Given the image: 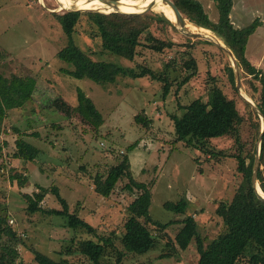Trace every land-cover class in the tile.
Segmentation results:
<instances>
[{
	"label": "rangeland",
	"instance_id": "1",
	"mask_svg": "<svg viewBox=\"0 0 264 264\" xmlns=\"http://www.w3.org/2000/svg\"><path fill=\"white\" fill-rule=\"evenodd\" d=\"M199 1L204 5L207 15L217 22L219 13L215 0ZM67 11L60 0H0V52L7 57L0 69L7 76L25 75L32 70L31 73L40 79L35 100L23 109L12 110L7 119L0 123V213L7 216L20 239L16 246L19 255L16 264H39L34 249L57 260L61 253L62 258L68 260L67 264H92L87 260H79L76 254L67 253L76 247L73 238L80 237L83 232L76 233L66 227L65 218L46 212L62 208L53 192H49L41 202L44 211L35 214L28 212L25 195H33L38 191V186L49 188L50 191L54 186L58 187L61 196L68 201L71 213L94 226L100 236L114 240V248L107 249L101 264H198L195 241L186 250L177 246V250L168 248L174 246L180 224H174L166 231L151 224L157 246L143 254L128 252L120 238L129 217L127 208L139 192L136 189L131 192L127 188L130 180L124 178L117 183L110 197L105 198L95 191L94 179L97 174L106 175L122 156L128 154L134 178L152 185V204L149 207L152 218L162 223L183 219L184 216L164 209V204L186 199L189 201L186 215L194 217L206 245L209 244L225 231L223 219L217 214L216 208L221 201L234 196L242 181L241 176H237V161L230 157L238 154L239 149L230 137L209 142L212 151L224 152L218 157L188 147L184 142L175 143L171 117L173 114L181 115L183 110L180 106L195 99L208 101L209 90L216 84L228 98L235 100L238 112L244 115L245 121L240 130L244 151L248 154L255 146L257 150L260 136L253 123L259 122V116L261 133L263 119L241 97L234 61L238 64L241 92L250 97L254 106L258 107L259 101L264 98V83L242 69L233 50L232 54H228L214 41L188 33L181 28L183 26L170 19L171 25L164 26V29L163 25L156 24L157 21L151 29L158 38L177 45L163 53L142 47L135 60L129 61L103 51L101 41L91 38L86 17L81 18L74 39L93 59L115 62L133 68L138 73L146 67L161 73L166 62L176 59V56L178 61H185L186 56L182 58L181 53L190 50L197 60L198 72L181 88L178 83H173L166 98L163 97L165 84L153 80L149 75L136 79L122 77L117 83L108 86L89 79L77 80L62 72V69L72 67L58 57L59 51L67 46L68 37L55 15ZM102 13L123 12L109 10ZM138 13L163 15L151 7ZM229 15L237 28L247 27L255 20L260 22L249 37L246 57L264 75V0H233ZM180 16L190 21L182 13ZM207 30L220 40L221 45L230 49L213 31ZM189 41L194 43L192 49L187 45ZM183 64L177 65L180 71ZM228 67L234 71L235 82L231 80ZM191 73L192 70H188L177 74L181 80ZM251 83L257 90L253 89ZM79 87L94 101L104 117V124L97 136L85 133V128L77 119L62 116L44 106L47 98L58 95L76 106ZM144 112L152 119L148 128L135 121V117ZM15 128L20 129L21 133ZM19 138L41 150L35 161L13 158ZM134 143L137 146L128 150ZM15 174L25 175L28 184L22 188L17 181H11L10 176ZM118 251L123 253L120 262ZM166 253L171 256H162ZM238 264H250V257L241 258Z\"/></svg>",
	"mask_w": 264,
	"mask_h": 264
},
{
	"label": "trees",
	"instance_id": "2",
	"mask_svg": "<svg viewBox=\"0 0 264 264\" xmlns=\"http://www.w3.org/2000/svg\"><path fill=\"white\" fill-rule=\"evenodd\" d=\"M172 1L190 21L200 27L210 29L220 37L236 54L242 69L253 78L264 83L262 71L252 65L246 57L249 37L260 25L259 21L255 20L251 25L244 28L235 27L229 15L233 8V0H215L219 13L217 22L207 15L204 5L199 0ZM140 11L131 12L137 14H123L68 10L63 14H56L55 17H57L68 37V44L59 51L58 57L72 67V69H62V72L77 80L89 79L104 86L115 84L122 77L136 79L149 75L153 80L165 84L164 98L170 93L173 83H178L180 88L188 84L198 72L197 60L190 50L181 53L182 58L186 56L185 61L179 60V62L176 56V59L166 62L161 73L148 67L138 73L133 68L123 67L115 62L93 59L90 53L84 51L75 42L74 35L79 22L82 17H86L91 29L89 32L91 38L100 40L103 51L108 54L134 61L141 53L140 48L142 47L155 53H163L166 49H173L177 44L158 38L151 29L156 21L158 22L157 25H163V29L164 26L171 25L169 18L158 13H138ZM187 45L192 49L194 43L189 41ZM5 59L7 57L0 52V68L5 63ZM182 62L184 64L181 65L180 71L177 65ZM228 69L232 82H235L232 67H228ZM188 70H192V73L183 76L180 80L181 77L177 73L183 74ZM31 71L25 75L12 74L7 76L0 69V123L7 119L12 110L23 109L28 103L35 100V95L39 91L40 79ZM251 84L253 89L257 90L256 86ZM77 97L78 104L76 106H73L62 95L53 96L52 99L47 98V103L44 106L55 110L62 116L77 119L85 128V133L99 135L105 121L102 113L80 87L77 90ZM258 107L264 114V98L259 101ZM180 109L183 110L181 115L173 114L171 117L175 128V143L184 142L188 147L215 157L223 155L224 152L212 151L209 142L213 139L230 137L238 146L239 153L230 155V157H234L237 161V176H241L242 181L234 196L229 200L221 201L216 208L217 214L223 219L225 231L206 245L197 221L193 216L186 215L189 206V201L186 199H181L178 202L168 201L164 204V209L184 216L183 219L163 223L154 220L149 209L152 204V185L139 182L134 178L131 160L128 154H125L117 164L109 169L106 175L97 174L94 179L95 191L105 198L110 197L117 183L124 178L130 180L127 188L131 192H134L135 189L139 192L127 208L129 217L125 223V232L120 238L121 244L128 252L146 253L155 248L158 242L150 229L151 224L163 231L174 224H180L181 228L175 236L174 246L168 247V243L167 247L175 250L179 247V249L186 250L195 241L199 254L198 264H238L240 259L245 257H250V264H264V200L258 195L253 183L256 146L252 152L245 154L242 143L240 128L245 121L244 115L242 116L238 112L235 100L228 98L216 84L209 90L208 101L195 99L187 105L180 106ZM145 114L144 112L137 115L135 121L142 127L148 128L152 119ZM257 117L259 122L254 121L253 126L259 135L261 122L259 116ZM15 130L21 133L20 129L15 128ZM136 146L134 143L128 147V150H132ZM16 147L17 150L12 155L14 159L32 162L41 154L40 149L23 138L16 141ZM1 149L2 146L0 145ZM200 172L203 171L200 170ZM257 175L260 188L264 192V135ZM10 178L13 182L17 181L19 187L22 188L28 184L25 175L15 174ZM49 192L56 195L62 208L59 210L49 209L46 212L65 218L66 227L75 230L76 233L83 232L79 235L80 237L76 235L77 238H73L76 247L67 253L76 254L81 261L87 260L92 264H101L107 249L109 247L114 248V240L110 237L100 236L94 226L77 214L71 213L69 203L61 196L58 187L54 186L50 191L49 188L38 186V191L33 195H25L28 201V212L35 214L44 211L41 202ZM2 214L0 213V264H16L19 259L16 246L20 239L17 237L13 225L7 220V216ZM77 239L80 240L77 241ZM34 254L39 264L68 263L67 259L62 258L61 253L58 260L36 249H34ZM117 254L118 261H122V251H118ZM165 255L171 256L167 253L162 256Z\"/></svg>",
	"mask_w": 264,
	"mask_h": 264
},
{
	"label": "bare ground",
	"instance_id": "3",
	"mask_svg": "<svg viewBox=\"0 0 264 264\" xmlns=\"http://www.w3.org/2000/svg\"><path fill=\"white\" fill-rule=\"evenodd\" d=\"M60 1L63 4V6L68 10L69 7H78L84 10H99L102 12L109 10L110 11L117 10L123 13H131L137 10H142L151 7L154 10L162 12L164 16L168 17L173 22L176 21L175 16H173L174 13L172 11L171 6L167 2H164L163 0H118V2H107L105 0H60ZM181 26H183L181 28L188 33L201 35L203 37L213 39L215 41L218 40L215 36H213L210 33V31H208L203 27L197 26L194 23H191L190 21L187 20L182 21ZM241 93L246 99L251 100L250 97H248L244 92ZM258 191L264 195V193L259 187H258Z\"/></svg>",
	"mask_w": 264,
	"mask_h": 264
},
{
	"label": "water",
	"instance_id": "4",
	"mask_svg": "<svg viewBox=\"0 0 264 264\" xmlns=\"http://www.w3.org/2000/svg\"><path fill=\"white\" fill-rule=\"evenodd\" d=\"M107 2H118V1H108V0H105ZM164 2H167L171 8H172V11H173V16H175V23L176 24H179L181 25L182 21H184L185 19L180 16L181 12L179 11V9L177 8V6L174 4V2L172 0H163ZM69 10L71 11H90V10H84V9H80L78 7H69ZM96 11H99V10H96ZM168 18V17H167ZM182 20V21H180ZM184 32V31H183ZM191 35V34H190ZM196 36V35H195ZM200 36V35H198ZM197 37V36H196ZM206 38V37H205ZM209 39V38H208ZM209 40H212L214 41L215 43H217L218 45H220L223 49H225L227 51L228 54H232V51L231 49H226L223 45L220 44V41H215L213 39H209ZM234 64H235V68H236V78H237V88L239 89L240 91V94L241 96L244 98V100H246L248 103H250L255 109L256 111L259 113L260 117L263 119V126H262V131L260 133V136H259V142H258V147H257V152H256V158H255V165H254V172H253V183H254V186L255 188L257 189V193L258 195L264 200V195L261 194L259 191H258V187L260 188V186L258 185V179H257V174H258V169H259V165H260V153H261V144H262V138H263V135H264V114L260 111L259 107L257 106H254L250 100L246 99L242 93H241V82H240V73L238 71V64L236 62V60L234 61ZM261 189V188H260ZM263 192V191H262ZM264 193V192H263Z\"/></svg>",
	"mask_w": 264,
	"mask_h": 264
}]
</instances>
